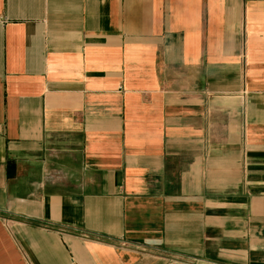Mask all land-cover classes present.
Segmentation results:
<instances>
[{
    "label": "crops",
    "instance_id": "obj_1",
    "mask_svg": "<svg viewBox=\"0 0 264 264\" xmlns=\"http://www.w3.org/2000/svg\"><path fill=\"white\" fill-rule=\"evenodd\" d=\"M0 264H264V0H0Z\"/></svg>",
    "mask_w": 264,
    "mask_h": 264
}]
</instances>
